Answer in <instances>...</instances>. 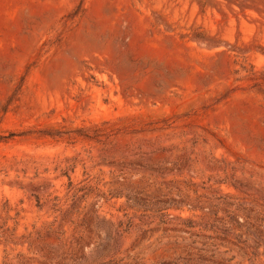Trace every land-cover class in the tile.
I'll return each instance as SVG.
<instances>
[{"label":"rangeland","instance_id":"obj_1","mask_svg":"<svg viewBox=\"0 0 264 264\" xmlns=\"http://www.w3.org/2000/svg\"><path fill=\"white\" fill-rule=\"evenodd\" d=\"M0 264H264V0H0Z\"/></svg>","mask_w":264,"mask_h":264}]
</instances>
